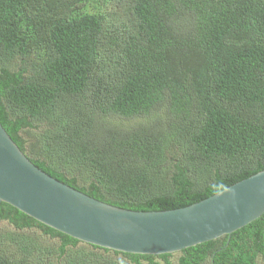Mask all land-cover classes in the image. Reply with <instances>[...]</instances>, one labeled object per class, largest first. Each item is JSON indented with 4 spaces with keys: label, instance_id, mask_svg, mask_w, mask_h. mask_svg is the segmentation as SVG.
I'll return each instance as SVG.
<instances>
[{
    "label": "trees",
    "instance_id": "trees-1",
    "mask_svg": "<svg viewBox=\"0 0 264 264\" xmlns=\"http://www.w3.org/2000/svg\"><path fill=\"white\" fill-rule=\"evenodd\" d=\"M0 123L93 199L197 203L264 170V0H0ZM0 221V264H48L45 248L66 264H264V214L158 256L81 243L5 203Z\"/></svg>",
    "mask_w": 264,
    "mask_h": 264
},
{
    "label": "water",
    "instance_id": "water-1",
    "mask_svg": "<svg viewBox=\"0 0 264 264\" xmlns=\"http://www.w3.org/2000/svg\"><path fill=\"white\" fill-rule=\"evenodd\" d=\"M81 243L163 255L230 236L264 214V170L186 207L133 211L93 199L35 166L0 123V204Z\"/></svg>",
    "mask_w": 264,
    "mask_h": 264
},
{
    "label": "rangeland",
    "instance_id": "rangeland-1",
    "mask_svg": "<svg viewBox=\"0 0 264 264\" xmlns=\"http://www.w3.org/2000/svg\"><path fill=\"white\" fill-rule=\"evenodd\" d=\"M9 229H11V226L8 223H6L4 221H0V232L1 231H6V230H9ZM26 231H25L26 233L29 232L33 236H39L41 238V240H43V244L44 245L46 244V237L43 236L39 230L30 229V230H26ZM56 243H57L56 239H50V238L47 239V244H49V245L51 244L52 246H54ZM45 249L47 250V251L44 252L45 253V258H46V261H47L48 264H66V262H65L66 259H65L64 256L59 258L57 256V254H54V252H52L51 250H49L47 248H45ZM175 256L171 258V262L173 264L176 263V257Z\"/></svg>",
    "mask_w": 264,
    "mask_h": 264
}]
</instances>
